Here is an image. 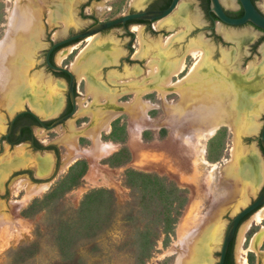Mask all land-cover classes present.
Returning a JSON list of instances; mask_svg holds the SVG:
<instances>
[{
	"label": "rangeland",
	"instance_id": "374dc122",
	"mask_svg": "<svg viewBox=\"0 0 264 264\" xmlns=\"http://www.w3.org/2000/svg\"><path fill=\"white\" fill-rule=\"evenodd\" d=\"M101 1L33 0L32 4L41 8L42 32L31 38L34 47L27 61L21 58L23 46L13 45L18 54L9 63L18 67L12 82H19V74L24 73L32 93L39 77L52 79L51 83L58 86L53 91L57 90L65 104L68 84L44 62L50 43L95 20L146 9L154 0H143L141 4L140 0H105L104 9L97 6ZM221 2L227 11L241 9L239 0ZM255 2L264 12V0ZM15 4L16 0H0V40ZM205 7V0H180L170 14L149 28L135 24L142 25V35L134 28L131 32L122 27L109 28L95 34L99 40L95 46L87 47L85 38L60 63L67 64L78 78L77 111L55 128L32 129L41 144L57 146L60 166L56 148L38 151L28 141L12 146L2 137L14 114L30 107L25 99L13 111L6 90L0 89V174L7 172L0 185V264H176L187 253L178 241L197 226L206 233L207 240L192 252L194 264H218L234 211L248 204L264 186V155L259 144L264 122V31L252 23L230 26L218 22L210 29ZM60 10L72 17L67 27L68 20L59 15ZM165 20L170 24L159 26ZM21 29L10 37L11 42L15 43ZM237 33L250 37L243 42L229 37ZM171 34L178 37L161 52V41ZM141 38L146 45L137 57ZM195 44L206 51L204 67L197 70V75L211 84L217 79L227 81V89L221 88L225 89L223 112L237 124L241 121L236 132L222 125L213 136L200 141L194 130L204 127L201 121L208 118L206 110L211 105L196 99L186 104L176 91L161 96L149 85L152 63L156 61L161 67L159 63L174 62ZM127 54L141 61L125 58ZM6 57L9 60L10 53ZM198 59L186 55L185 69L172 77L179 90L186 84L195 92L200 90L196 88L198 78L190 73ZM3 63L0 54V65ZM79 63L89 69L86 75L93 77L96 94L88 90L85 77L79 78L84 69L74 70L73 65ZM214 72L222 75L215 76ZM106 94L114 98L108 101ZM62 100L59 110L64 106ZM120 103L123 109L111 120L109 130H100L99 143L92 136L101 128V118ZM197 121L201 122L199 128ZM38 128L45 135H40ZM74 137L79 153L67 163V139ZM235 147L236 155L232 154ZM46 153L53 157V165L41 174L37 165ZM20 156L27 161L16 166ZM9 163L12 166L7 170ZM29 183L50 184L27 197ZM258 232L264 233V221L252 223L247 233L249 264H264V241L258 252L249 249ZM237 242L238 234L233 245L236 263Z\"/></svg>",
	"mask_w": 264,
	"mask_h": 264
},
{
	"label": "bare ground",
	"instance_id": "6f19581e",
	"mask_svg": "<svg viewBox=\"0 0 264 264\" xmlns=\"http://www.w3.org/2000/svg\"><path fill=\"white\" fill-rule=\"evenodd\" d=\"M140 1H139V4H141L143 2V0H140ZM224 1H226L229 4L232 3V0H224ZM32 2H33V0H16L15 8L12 10V12L9 15L6 33L3 37V39L0 40V54H1V58L3 59V62H4L3 64L0 65V82H1V84L3 82L5 83V84H2L0 86V89L6 90V93L8 95L9 100H11L10 107L13 108V111L15 110L14 108L21 106L23 103H25L24 101H25V99H27L26 102L33 112H35L39 116L41 115V117L44 116L43 118L53 117V114L57 113V111L59 110V108L61 106L62 97L61 96L59 97L57 90L53 91L54 88L55 87L58 88V86L57 85L55 86V85H53V83H51L52 79L50 77L49 78L51 79V81L46 80V79L43 80L42 76L39 77V79L36 81L37 83L34 85V91L32 93L29 91L32 88L31 87L32 85L30 86L28 84V79L25 77L24 73L19 74L20 75V79H18L19 82H17L16 80H15V82H12V78L16 74L17 67H18V66L15 67L9 63V61L14 60L18 54V52L13 49L15 47L13 45H22L23 46L24 52L21 54V58L26 60L29 57H31V54H32L31 49L34 47L33 40L31 38L42 32V23H41L42 22V12L40 11L41 8L38 7L37 4H32ZM104 2H105V0H102L101 2H99L97 4V6L104 9V7H105ZM186 9H187V7H186ZM59 12H60L59 15L61 17L65 18V20L66 19L68 20L65 23L66 27L68 25H70V20H72V17L69 15V13L65 10H60ZM194 12L195 11H193L194 16L198 17L197 13L196 12L194 13ZM57 13H58V11H57ZM158 20H160V19H158ZM167 22H168V20L162 21L159 23V26L160 25L162 26L163 23H167ZM18 24L20 27L18 26ZM187 24H188V22H187ZM18 28H23V29H21L22 31L19 34H18V32L16 33V35L18 36V39L15 40V43H13V42H11L12 39H10V37L16 31H18ZM133 28H134V30H137L140 35H142V32H143L142 25H135ZM177 34L168 35V36H166V38H164L161 41L162 42L161 43V45H162L161 46V49H162L161 52H164L163 50H165L166 47L171 45L173 40H175L178 37ZM229 37L236 38L237 40L243 42L246 39H248L250 37V35H248L247 33H237L234 35L229 34ZM86 40L88 41L87 47L88 46L89 47L95 46L97 43H99V40L95 34L88 36ZM145 45L146 44H145L144 39L141 38V47L136 52L137 57L140 56L141 52L145 49L144 48ZM73 50H74L73 45H70V46L66 47L65 49L61 50L57 54L56 63L57 64L62 63L66 58H68L72 54ZM3 52L6 55H7V53H10V59L9 60L7 59L6 55ZM186 55H194V56L196 55L199 58L197 60L196 64L194 65V67L192 68V72H190L192 74L194 72L193 75H196L195 77L198 78V80L196 79L198 81V83H196L197 84L196 88L198 87L200 90H198L196 92L192 88L193 86L189 87V85H187V84L183 87V90H179L176 87L178 82L175 83V81L172 80L173 76L180 74L185 69V66H186L185 65V56ZM162 56H163V53H162ZM205 57H206V51L204 49H202L199 45L195 44V45L190 46L185 51V53H183L181 55V57L178 60H176L174 62H168L167 64L159 63L161 65V67H159L155 61L154 64L152 63V65H151L152 70H150V72L153 75V78H152L151 83L149 85H151V87L154 88V90L159 91L161 96H165L166 94H168L170 92L176 91L179 94H182V96L184 97V101H186V104H188L187 101L196 99V100H201V101L206 100V103L211 105V108H208L207 110L205 109L206 113H208V118L206 120L201 121V122H205L204 127L194 130V132L197 134L198 141H200L201 139H205V138L213 136L222 125L229 126L231 129L235 130V132H236V130L237 131L239 130L238 127L239 128L241 127V125H240L241 121L239 124H237L236 119H234L233 117H230L226 113L224 114V112H223V110H224L223 106H225L222 104V103H224L223 100L225 101V99L223 97V95L225 96V92L223 90H225V89H221V88H226V84H228V83L224 82L226 80L223 81V80L217 79V80L212 81L213 83L211 84L208 82V80L201 78L199 75H197V70L199 68L204 67ZM17 65H18V63H17ZM84 66H86V65H84V64L81 65L79 63V64H74L73 68L76 72H79V71L81 72V70L84 69L83 73H81L79 78L84 79V77H85L89 83L88 90H90V92L93 90V92L96 94L97 89L94 86L93 79H92L93 77L86 75V74H88L89 69L87 70ZM88 68H90V67H88ZM249 68H251V64L249 65ZM90 71H92V70H90ZM214 73H216L215 76H217L218 74L222 75L221 72L220 73L214 72ZM233 76L235 77V75H233ZM45 77H47V76H45ZM195 77H193V78H195ZM238 80H240V78L236 79L237 84L239 82ZM7 83H8V85H7ZM205 86H207L206 87L207 89L203 90V88ZM43 94H44V96H45V94H47V96L44 97ZM106 95H108V96H106V98H108V101H110L112 98H114L110 94H106ZM103 97H105V95ZM82 100H84V99H82ZM136 100L137 101L140 100L139 94H137ZM63 102H64V100H63ZM82 104L84 105L83 101H81V105ZM122 105H124V104L120 103L119 106H116V109H112L111 112L109 111L104 116L100 115V116H103L100 120V122L102 121L101 125H100L101 128L97 129L94 132V136H92L94 139L96 138L99 143H100V140H99L100 130H103V129L109 130L111 120L113 118H115L121 112V110L123 109ZM84 106H86V105H84ZM201 122H198V121L196 122L198 124L197 128L200 127ZM251 123L256 124V123H253V120ZM252 124H251V126H252ZM238 125H240V126H238ZM38 132L40 135H45L42 128H38ZM68 140H69V142H68L67 154L70 156H69V160L67 163H70L72 160H74L76 158V156L79 152L77 153L78 147H76L77 143H75L76 138L74 137L72 139H67V141ZM22 143H25V142H22ZM20 144H17L16 146H18ZM236 147L233 148V150H232V154H234V155H236V153L238 151L236 149ZM46 154L47 155L42 156L43 157L42 161L39 162L37 165V168L39 169L38 172L41 174H44V173L48 172V170L52 169L53 157L49 153H46ZM26 161L27 160L24 156H20V158L15 161L17 164L16 166L24 164ZM15 162H13V163L15 164ZM11 164L12 163L7 164L5 166V168L8 170L12 166ZM6 174H7V172H5V171L2 172V174H0V185L2 184ZM49 184L50 183H44V184L29 183V185L27 186V189H26V196L31 197V196L35 195L40 190L48 187ZM246 205H242L241 207H244ZM241 207H239V208H241ZM239 208H237V210H239ZM236 211H234V212H236ZM263 221H264V205L261 208H259L258 210H256L254 213H252L248 220L246 219V221L244 223L242 222L243 225L240 228V231L238 233V242H237V250H236V259H237L238 264H249V261L247 258V250L245 247V243L248 241L247 233L250 230L252 223H254V222L262 223ZM188 226H190V225H188ZM209 226H210V224L207 222V227H209ZM206 240H207L206 233L204 231H202L198 226H197V229L192 234H188V235L186 234V237L184 239L178 241V243L181 244V246L183 247L184 250H186L187 253L185 254L186 255L185 257L180 256L177 259L176 264H194V262H193L194 257L192 256V252L194 253V251L196 250L198 245L200 246L201 242L203 241V243H204ZM263 241H264V233L263 234H261L259 232L255 233L251 239V242L249 243V249L258 252L259 247ZM202 248L204 251L205 248L204 247H202ZM207 251H209V250H207Z\"/></svg>",
	"mask_w": 264,
	"mask_h": 264
},
{
	"label": "water",
	"instance_id": "95a60500",
	"mask_svg": "<svg viewBox=\"0 0 264 264\" xmlns=\"http://www.w3.org/2000/svg\"><path fill=\"white\" fill-rule=\"evenodd\" d=\"M179 2L180 0H171L170 4L166 8L153 9V10H141V11H135V12L126 11V12L118 14L107 20L99 19L96 23L90 25L83 31L77 32L63 39L53 41L52 46L47 52L46 60H47L48 65L53 71H56V72L67 71L70 74V93H71V98L73 102V108L71 112H69L68 114L55 118L51 124H47L46 120L54 118L57 115L54 117L42 118L41 116L33 112L30 108H26L14 114V116L11 119L10 127H12L15 117L18 115V113L22 111L29 110L32 113H34L38 117L39 121L41 122V125H37V126H43L46 129L55 128L59 124L66 122V120L72 117L74 113L76 112V102H75V95H74L75 74L70 69L62 66L61 64H57L56 61L55 63L51 62L50 53L56 47L63 45L64 43H67L68 41L73 40V39L83 40L87 38L88 36L94 35L96 33H100L112 27H117L119 25L125 24L128 20L139 19V20H148L151 22L157 21L158 19H161L167 16L168 14H170L177 7ZM239 2L243 9V14L241 16H233L228 13L227 8L223 5V3L220 0H209L210 11L217 17L216 23L221 22L223 24L230 25V26H241L246 23H252L254 26L264 31V12L256 5V2L254 0H239ZM259 138H260L261 146L264 150V122L262 125ZM9 143L13 145L11 142ZM20 143H16L13 146H16L17 144H20ZM51 144H44V146L47 147ZM36 150L44 151L45 149L38 148ZM59 166L57 170L59 169ZM263 205H264V187L262 188L260 193L256 194V196L253 199H251L250 202L246 206L239 208V210L235 212L234 216L230 218L229 223L226 227L223 241H222L218 264H224L226 253L228 251L230 242L234 239V237L237 236L238 230L242 222H244L252 213H254L256 210L261 208Z\"/></svg>",
	"mask_w": 264,
	"mask_h": 264
},
{
	"label": "flooded vegetation",
	"instance_id": "af4514ba",
	"mask_svg": "<svg viewBox=\"0 0 264 264\" xmlns=\"http://www.w3.org/2000/svg\"><path fill=\"white\" fill-rule=\"evenodd\" d=\"M171 0H154L146 9H141V10H153V9H162V8H166L169 4H170ZM141 10H132V12H135V11H141ZM206 12V11H205ZM206 15L208 17V20L210 22V29H213L215 27V25L217 24L216 23V19H212L208 13L206 12ZM112 18V17H111ZM107 20V19H106ZM98 20H95L93 23H91L90 25L96 23ZM154 22H157V21H154ZM153 22L151 21H148V20H139V19H132V20H128L125 24H122V25H119L117 27H122L124 29V31L126 32H131L133 30V25L135 24H145L148 28L149 26H151ZM89 25V26H90ZM87 26V27H89ZM86 27V28H87ZM86 28L80 30V31H83L85 30ZM78 31V32H80ZM77 33V32H75ZM75 33H72L70 35H73ZM69 35V36H70ZM134 35V34H133ZM85 39L83 40H79V39H73V40H70L68 41L67 43H64L63 45H60L58 47H56L54 50H52V52L50 53V60L52 63H55V55L57 54V52L59 51V49H62V48H66L70 45H73L74 48H78L79 45L84 41ZM53 42L50 43L49 47L45 50V53H44V62L45 64L48 66V68L54 72L57 76L61 77L62 79L65 80V82L68 84V87H69V90H68V93L66 95V102L64 104L63 100H62V105L64 104V106L62 107V109L60 110V112L58 113V115L54 118H51L49 120H46V123L47 124H51L55 118H58V117H61V116H64L66 114H68L69 112H71L72 108H73V102H72V98H71V93H70V74L67 72V71H59V72H56V71H53L50 66L48 65L47 63V60H46V56H47V52L48 50L50 49V47L52 46ZM128 47L131 46V43L127 44ZM129 52H135L133 51L132 49H129ZM125 58H128V59H135V60H140L139 58H134L133 55L129 56L128 54L125 56ZM130 63H134V62H130ZM62 66L68 68L67 64H63ZM71 70V68H68ZM73 72V71H72ZM74 73V72H73ZM75 74V73H74ZM83 79V78H82ZM78 78H76V74H75V85H74V95H75V102H76V111H77V105H78V93H79V90H78ZM76 113V112H75ZM74 113V114H75ZM11 121L9 122V126H8V130L7 132L5 133V135H7V137L9 136H13L14 133H13V124H12V127H10L11 125ZM34 126H37V125H33L31 126V131L32 129L34 128ZM22 132H21V128H19L18 132H17V135L21 136ZM32 135H34V132L32 131ZM4 140V139H3ZM7 140V139H5ZM8 141V140H7ZM9 142V141H8ZM30 142L32 148H34V150H36V145L35 143L33 142V140L31 139ZM13 146V145H12ZM263 155H264V152L262 151ZM264 187V186H263ZM262 190V189H261ZM260 193V192H259ZM235 239L236 237H234V239L230 242V245H229V248H228V251L226 253V257H225V261H224V264H237L236 261H234L233 259V245H234V242H235ZM231 253H232V261L231 262ZM220 256V255H219Z\"/></svg>",
	"mask_w": 264,
	"mask_h": 264
},
{
	"label": "trees",
	"instance_id": "16d2710c",
	"mask_svg": "<svg viewBox=\"0 0 264 264\" xmlns=\"http://www.w3.org/2000/svg\"><path fill=\"white\" fill-rule=\"evenodd\" d=\"M205 1H206L205 11L208 13V15L212 19H217V17L210 11L209 0H205ZM228 13L233 15V16H241L243 14V9L241 7V9L237 12L228 11ZM33 125H41V122L39 121L38 117L29 110L22 111V112L18 113V115L15 117V119L13 121V133H14V135L7 137V135L4 134L2 137L4 139H7L13 145H15L16 143H20V142H27V141H30L32 139L36 145V149H38V148L44 149V148H48V147H51L54 149L56 148L55 154L57 156V164L59 165L60 151L58 150L57 146L55 144H51V145L45 147L43 144H41L37 140V138H35V136L32 135L31 126H33ZM19 128H21V132H22L21 136L17 135ZM259 144H260L261 150L264 152V150L261 146V143H260V138H259ZM232 260L233 259H232V253H231V262H233Z\"/></svg>",
	"mask_w": 264,
	"mask_h": 264
}]
</instances>
